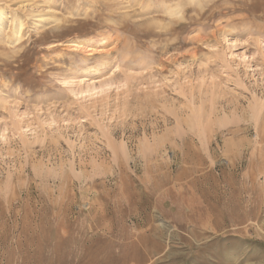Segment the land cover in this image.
<instances>
[{"label": "rangeland", "instance_id": "rangeland-1", "mask_svg": "<svg viewBox=\"0 0 264 264\" xmlns=\"http://www.w3.org/2000/svg\"><path fill=\"white\" fill-rule=\"evenodd\" d=\"M0 264H264V0H0Z\"/></svg>", "mask_w": 264, "mask_h": 264}, {"label": "bare ground", "instance_id": "bare-ground-1", "mask_svg": "<svg viewBox=\"0 0 264 264\" xmlns=\"http://www.w3.org/2000/svg\"><path fill=\"white\" fill-rule=\"evenodd\" d=\"M180 12V11H179ZM178 12V13H179ZM33 13V12H32ZM31 12L29 13V14H31V16H33V18H34V20H35V22H40L42 19H43V14L42 13H37V14H32ZM30 16V15H29ZM30 18H32V17H30ZM16 32V31H15ZM17 32H18V30H17ZM19 34V33H18ZM161 141V140H160ZM163 141V140H162ZM161 141V142H162ZM154 147V146H153ZM147 148V147H146ZM144 149V148H143Z\"/></svg>", "mask_w": 264, "mask_h": 264}, {"label": "clouds", "instance_id": "clouds-1", "mask_svg": "<svg viewBox=\"0 0 264 264\" xmlns=\"http://www.w3.org/2000/svg\"><path fill=\"white\" fill-rule=\"evenodd\" d=\"M191 6H196V0H189Z\"/></svg>", "mask_w": 264, "mask_h": 264}]
</instances>
